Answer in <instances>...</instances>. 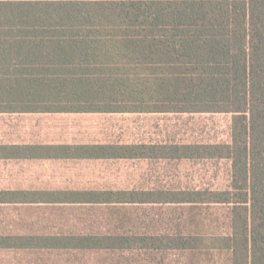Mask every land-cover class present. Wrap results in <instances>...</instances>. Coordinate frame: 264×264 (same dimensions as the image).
<instances>
[{"label":"trees","instance_id":"trees-1","mask_svg":"<svg viewBox=\"0 0 264 264\" xmlns=\"http://www.w3.org/2000/svg\"><path fill=\"white\" fill-rule=\"evenodd\" d=\"M0 112L231 115L228 143L88 155L227 161L225 188L113 200L225 207L222 233L162 247L264 264V0H0Z\"/></svg>","mask_w":264,"mask_h":264},{"label":"crops","instance_id":"crops-1","mask_svg":"<svg viewBox=\"0 0 264 264\" xmlns=\"http://www.w3.org/2000/svg\"><path fill=\"white\" fill-rule=\"evenodd\" d=\"M103 114L173 113L0 112V117H29L31 121L56 116ZM2 138L4 137L0 138V180L8 179L12 184H0V264H21L18 257L29 255L33 258L24 264H50L53 255L78 257L86 254L97 257L94 264H201L200 253L197 251L184 254L177 249L167 250L162 247L166 236H179L185 225L193 236L210 235L205 231L210 226L206 220H200L199 209L192 217L191 211L194 209L187 208L189 220L185 224L184 210L178 218H173L176 215L174 212L169 216H152L150 211L146 212V209L156 206H176L182 209L184 206L131 204L113 200L121 194L167 190L95 189L52 184V181L62 179L66 172L72 171L68 167L74 164L166 160L88 155L96 154L97 150L181 145L58 143L32 136H15L10 141ZM37 180L41 183L36 184ZM105 198L110 200L107 202ZM207 259H204V264H209ZM64 262L71 264L70 260Z\"/></svg>","mask_w":264,"mask_h":264},{"label":"rangeland","instance_id":"rangeland-1","mask_svg":"<svg viewBox=\"0 0 264 264\" xmlns=\"http://www.w3.org/2000/svg\"><path fill=\"white\" fill-rule=\"evenodd\" d=\"M0 117V138L5 141L15 136H32L47 142L66 143H119L162 145H212L230 140L231 115L229 114H113L94 116ZM5 134V135H2ZM6 136V137H5ZM68 168L62 179L52 181L63 187L95 189L137 190H214L225 188L230 179L227 161L190 160H132L79 163ZM59 177V176H58ZM5 179V178H4ZM8 179L0 184H7ZM14 182V181H12ZM36 184L41 181H35ZM12 184V183H9ZM168 208V209H166ZM188 207H150L152 216L171 213L182 214ZM194 209L192 213L196 215ZM200 217L208 224L205 231L222 233L226 217L225 207L201 208ZM172 216V215H171ZM218 222V228L212 227ZM223 228V229H222ZM222 231V232H221ZM21 264L33 256L18 257ZM9 258H5L7 260ZM94 255L68 257L53 255L50 264H94ZM207 259V263L210 264Z\"/></svg>","mask_w":264,"mask_h":264}]
</instances>
